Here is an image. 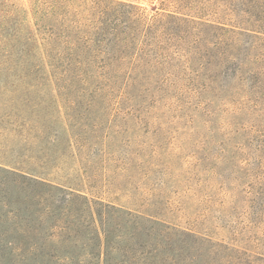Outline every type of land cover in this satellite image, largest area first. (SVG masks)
Listing matches in <instances>:
<instances>
[{"label":"rangeland","instance_id":"obj_1","mask_svg":"<svg viewBox=\"0 0 264 264\" xmlns=\"http://www.w3.org/2000/svg\"><path fill=\"white\" fill-rule=\"evenodd\" d=\"M96 2L0 0V168L122 206L138 236L191 230L173 260L243 264L264 236V0L133 1L110 44ZM156 11L178 24L148 33Z\"/></svg>","mask_w":264,"mask_h":264},{"label":"trees","instance_id":"obj_2","mask_svg":"<svg viewBox=\"0 0 264 264\" xmlns=\"http://www.w3.org/2000/svg\"><path fill=\"white\" fill-rule=\"evenodd\" d=\"M133 1L140 0L119 3L105 0L104 4L91 5L109 44L118 42L123 33L117 20L138 22ZM258 18L264 24L262 17ZM143 23L145 30L152 33L157 27L178 24V16L156 11L153 16L143 18ZM110 35L114 37L108 39ZM263 193L261 188L260 197ZM101 206L100 200H94L88 192H77L72 184L63 187L44 176L0 168V264H126V260L116 257L115 250L123 247L127 234L137 245L128 256L130 264H187L186 256L173 260V255L185 249L191 230L175 228L174 235L167 227L156 230L153 221L147 220L148 229L138 236L140 227L129 225L138 215L126 218L122 206ZM261 206L264 207V202ZM97 210L99 218H95ZM101 210L105 219L101 218ZM253 238L244 240V247L252 248L245 251L242 263L264 264V236L254 234Z\"/></svg>","mask_w":264,"mask_h":264}]
</instances>
